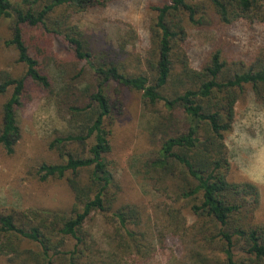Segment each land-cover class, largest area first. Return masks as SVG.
I'll return each instance as SVG.
<instances>
[{"label": "trees", "instance_id": "obj_1", "mask_svg": "<svg viewBox=\"0 0 264 264\" xmlns=\"http://www.w3.org/2000/svg\"><path fill=\"white\" fill-rule=\"evenodd\" d=\"M113 1L0 0L4 44L22 67L0 70V96L8 94L0 157L17 154L25 133L20 111L48 97L66 128L45 139L49 156L30 162L25 178L64 184L74 196L66 208L0 207V255L7 264H153L163 253L173 258L169 236L187 235L191 247L179 264H264L261 192L233 177L227 145L237 103L252 92L264 105V44L247 59L216 44L197 67L186 46L194 27L264 22V0L151 4L150 47L135 65L125 56L126 39L98 45L77 22L78 14ZM125 89L140 92L152 118L142 176L169 200L163 227L153 231L143 225L140 204L122 200L115 174ZM97 216L104 222L98 231Z\"/></svg>", "mask_w": 264, "mask_h": 264}, {"label": "rangeland", "instance_id": "obj_2", "mask_svg": "<svg viewBox=\"0 0 264 264\" xmlns=\"http://www.w3.org/2000/svg\"><path fill=\"white\" fill-rule=\"evenodd\" d=\"M163 1L116 0L107 6L82 12L76 18L98 45H116L119 39H126L128 53L125 56L135 65L144 60L150 47L149 26L154 13L149 6ZM5 28L0 23V70L21 71L22 67L16 63V52L4 44ZM216 44L222 45L231 56L247 59L264 44V22L237 21L230 25L215 23L191 28L186 46L192 64L199 66ZM58 45L66 47L62 42ZM47 72L57 83L60 82V73L55 67L50 66ZM7 97L8 94L0 96V120L2 103ZM122 97L124 113L116 124L113 150L115 174L123 186L121 198L140 204L145 211L143 225L147 230L161 229L162 212L169 200L145 181L141 171L150 150L148 128L152 118L142 106L140 92L125 89ZM19 114L25 133L17 154L0 157V207H69L74 196L68 186H38L25 178L30 162L49 156L44 148L45 139L56 130L65 129L66 123L58 116L54 102L44 96L36 97ZM227 145L234 178L248 180L245 172H258L264 167V105L256 101L252 92L236 105L234 129L227 139ZM256 185L261 192L257 215L264 223V185ZM192 221L193 218L188 217V222ZM92 225L98 231L104 222L97 216ZM166 244L173 250V258L166 260L163 253L157 256L153 264H179L191 247L187 235L169 236ZM0 264H7L5 256L0 255Z\"/></svg>", "mask_w": 264, "mask_h": 264}, {"label": "clouds", "instance_id": "obj_3", "mask_svg": "<svg viewBox=\"0 0 264 264\" xmlns=\"http://www.w3.org/2000/svg\"><path fill=\"white\" fill-rule=\"evenodd\" d=\"M244 175L250 182L264 185V167H262L258 172H245Z\"/></svg>", "mask_w": 264, "mask_h": 264}, {"label": "crops", "instance_id": "obj_4", "mask_svg": "<svg viewBox=\"0 0 264 264\" xmlns=\"http://www.w3.org/2000/svg\"><path fill=\"white\" fill-rule=\"evenodd\" d=\"M233 129H234V127H233ZM232 132H233V130H232ZM232 132H231V133H232ZM231 133H230V134H231ZM230 134H229V135H230ZM228 137H229V136H228ZM227 139H228V138H227Z\"/></svg>", "mask_w": 264, "mask_h": 264}]
</instances>
